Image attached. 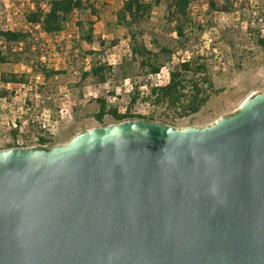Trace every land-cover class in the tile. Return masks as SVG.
Segmentation results:
<instances>
[{"label":"water","instance_id":"obj_1","mask_svg":"<svg viewBox=\"0 0 264 264\" xmlns=\"http://www.w3.org/2000/svg\"><path fill=\"white\" fill-rule=\"evenodd\" d=\"M0 264H264V91L204 127L0 150Z\"/></svg>","mask_w":264,"mask_h":264},{"label":"rangeland","instance_id":"obj_2","mask_svg":"<svg viewBox=\"0 0 264 264\" xmlns=\"http://www.w3.org/2000/svg\"><path fill=\"white\" fill-rule=\"evenodd\" d=\"M98 9V19L95 21L94 39L91 49L94 55L87 57L100 62L113 63V74L103 87L96 86L90 79L82 83L80 81L81 72L86 71L84 64L79 57L71 61L72 39L76 41L77 35L72 16L67 29L58 37L42 35L33 31V46L36 48L34 58L38 57L41 47L47 50L46 60L48 66L55 70L64 72L48 82L46 90L40 89L42 97L41 107L49 111L52 119L58 120V134L53 137L56 144L68 142L75 135L84 132L92 127L104 126L115 123L109 118H104L103 124H98L93 114L97 112V106L92 102L98 96H107L112 100V105L116 106L120 113L127 109L132 115L148 116L153 114L158 116L161 110H155L151 106L138 101L129 108L130 96L133 86L138 83H148L152 85H164L168 81V68L170 64L163 67L156 75L143 76L131 69L133 75L130 78H122L118 69V56H122L124 43L128 41L123 27L115 24V12L120 7L121 0H95ZM151 0H143L149 2ZM213 1L216 4L228 2L232 6L228 12H210L208 3ZM33 6L30 0H0V30H24L26 25L24 14ZM164 8L154 6L152 8L150 20L144 31L145 42L155 38L162 44L170 48L176 46L175 33L169 28H164L165 20L162 18ZM191 20L201 25L205 31L197 36V42L191 40L187 48L205 50L209 55L212 52L213 72L221 70L220 75H214L217 87H222L223 92L212 97L201 111L193 116L180 119L176 122V128L204 127L212 124L222 116H227L234 112L240 104L248 97L264 91V48L256 45V35L264 38V0H195L190 7ZM251 29V32L249 31ZM227 32L225 37H221V32ZM195 38V39H196ZM78 41V40H77ZM129 42V41H128ZM229 42V43H227ZM229 44L230 48L226 45ZM79 52L87 49V45L79 42ZM35 52V51H34ZM181 59L190 56L189 51L178 52ZM28 67L23 62L19 64H0V74L14 73L30 77L32 73H27ZM45 85L44 82L42 86ZM2 88L0 87V91ZM147 92V86L140 89ZM113 91L111 97L109 92ZM20 93V92H19ZM66 95V96H65ZM13 92L7 91L6 103L0 100V150L13 147L10 139H15L16 135L11 131L5 134L1 123H5L11 117H21L27 119L29 112L20 114L18 110L22 100L14 99ZM114 98V99H112ZM32 102L34 99H32ZM30 104V101H27ZM27 104H24L26 106ZM59 107L66 108L68 113L63 114L60 119ZM22 111V110H21ZM37 134L38 129L29 127L24 132ZM8 140V141H7ZM55 144V145H56ZM11 146V147H10Z\"/></svg>","mask_w":264,"mask_h":264},{"label":"trees","instance_id":"obj_3","mask_svg":"<svg viewBox=\"0 0 264 264\" xmlns=\"http://www.w3.org/2000/svg\"><path fill=\"white\" fill-rule=\"evenodd\" d=\"M32 8L24 14V21L29 24L28 30H0V64L24 63L31 68L33 74H40L44 78L45 85H39L40 89L46 90L48 82L64 72L55 70L47 63L40 61L41 51L34 58L36 48L33 46V31L42 35L58 37L71 22L72 16L76 17L74 25L76 27V39H72L71 51L77 49V55L81 63L86 57L94 55L91 45L94 39L95 21L98 19L97 1L95 0H30ZM195 0H121L120 7L115 12V24L123 27L129 41L130 55H125L118 61V69L122 78H130L133 75L131 69L143 76L156 75L166 65L168 68V81L164 85H152L148 83H138L133 86V92L129 100V108L138 101L148 104L155 110H161L158 116L150 114L148 116L132 115L127 109L120 113L112 100L107 96H98L92 102L97 106V112L93 114L94 120L102 125L104 118H109L112 122L118 123L129 119H144L148 122H157L176 127V122L180 119L193 116L206 106L212 97H216L223 92L222 87H217L214 75H220L223 67L213 72L212 52L210 55L205 50L188 49L187 46L197 36L201 35L205 29L194 23L190 17V7ZM216 4L209 1L210 12H228L232 6ZM154 6L163 7L162 18L165 20L164 28H169L175 33L177 38L175 48H170L153 38L150 43L143 39L144 31L150 20L152 8ZM38 25V28L36 26ZM251 32V29L249 30ZM228 32V31H227ZM221 32L220 36L225 37L228 33ZM196 38V39H195ZM87 45V49L79 52L78 43ZM22 43L21 50L12 51L10 46H17ZM229 43V42H227ZM230 44V43H229ZM226 44L229 48L230 45ZM256 45L264 48V38L256 35ZM35 51V52H34ZM189 51L190 56L181 59L178 52ZM71 61L76 56L70 53ZM115 67V66H114ZM114 67L105 62L92 59L89 68L81 72L80 81L84 83L90 79L96 86L103 87L113 74ZM27 81L26 75L14 73L0 74L1 84L13 83L24 84ZM38 86V87H39ZM147 86V92H142L140 88ZM40 90V91H41ZM38 90V93L40 92ZM113 91L109 92V96ZM7 91L2 88L1 97H6ZM20 125V122H19ZM16 131L13 134L16 135ZM41 145L53 146L57 142L53 138L48 140L40 139ZM11 147V146H10Z\"/></svg>","mask_w":264,"mask_h":264},{"label":"built area","instance_id":"obj_4","mask_svg":"<svg viewBox=\"0 0 264 264\" xmlns=\"http://www.w3.org/2000/svg\"><path fill=\"white\" fill-rule=\"evenodd\" d=\"M32 7V5H31ZM29 24H26L23 29L28 30ZM38 28V25L36 26ZM4 31H11L10 29H6ZM22 43H19L17 46H10L12 51H19L21 50ZM0 50H5V47H1ZM41 54H40V61L42 63H47L46 60V53L47 50L44 47L40 48ZM74 56L77 55V49H74L71 51ZM125 55H130V48H129V42L124 43V51L122 56H118V60H120L121 57ZM90 59L87 57L83 60L84 69L88 70L89 68ZM109 65H113L111 62H107ZM27 73H32L31 68H28ZM44 82V78L40 74H33L28 77L27 81L24 84H13V83H6L1 84L0 87L3 88L6 91L13 92L14 99L22 100V104H20L18 110L20 111V114L29 112L30 115L27 119L21 120V117H11L8 120H6L5 123H1V127L3 128V131L5 134L10 133L11 131H16V138L10 139L11 143L13 144V147H21V148H27L32 146H39V147H45L47 145H41L40 139L48 140L50 138L55 137L58 134L59 130V122L58 120H54L50 117L49 111L45 110L41 107L42 104V97L37 92V87L39 85H42ZM20 92V93H19ZM34 99L32 102L31 100ZM66 96V95H65ZM114 99V98H112ZM2 102L6 103V99L2 98L0 99ZM27 101H30V104H27ZM7 108L11 107V103H6ZM24 104H27L24 106ZM22 110V111H21ZM58 113L60 114V119H63V114H67L68 111L66 108L59 107ZM20 122V125H19ZM36 128L38 129L37 134H30L29 131L24 132L25 129ZM8 141V140H7Z\"/></svg>","mask_w":264,"mask_h":264},{"label":"bare ground","instance_id":"obj_5","mask_svg":"<svg viewBox=\"0 0 264 264\" xmlns=\"http://www.w3.org/2000/svg\"><path fill=\"white\" fill-rule=\"evenodd\" d=\"M249 98V97H248Z\"/></svg>","mask_w":264,"mask_h":264}]
</instances>
